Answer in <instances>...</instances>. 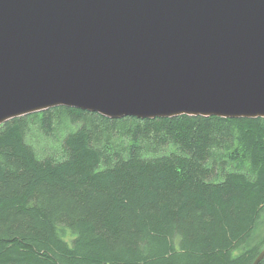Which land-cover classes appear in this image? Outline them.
Instances as JSON below:
<instances>
[{
	"label": "trees",
	"instance_id": "obj_1",
	"mask_svg": "<svg viewBox=\"0 0 264 264\" xmlns=\"http://www.w3.org/2000/svg\"><path fill=\"white\" fill-rule=\"evenodd\" d=\"M262 249L264 118L63 106L0 126V264H253Z\"/></svg>",
	"mask_w": 264,
	"mask_h": 264
},
{
	"label": "water",
	"instance_id": "obj_2",
	"mask_svg": "<svg viewBox=\"0 0 264 264\" xmlns=\"http://www.w3.org/2000/svg\"><path fill=\"white\" fill-rule=\"evenodd\" d=\"M63 106L264 118V0H0V126Z\"/></svg>",
	"mask_w": 264,
	"mask_h": 264
},
{
	"label": "rangeland",
	"instance_id": "obj_3",
	"mask_svg": "<svg viewBox=\"0 0 264 264\" xmlns=\"http://www.w3.org/2000/svg\"><path fill=\"white\" fill-rule=\"evenodd\" d=\"M47 111V110H46ZM35 113V112H34ZM29 115H31V114H28V115H23V116H21V117H19V118H23V117H27V116H29ZM190 117H200V116H194V115H189ZM201 117H205V116H201ZM216 118H219V117H216ZM17 119V118H16ZM223 119H226V118H223ZM12 120H15V119H12ZM12 120H10V121H12ZM9 121V122H10ZM264 252V249H262L261 250V252H260V254L258 255V256H260L262 253ZM258 256L256 257V259L258 258ZM256 259L254 260V262L256 261ZM253 262V263H254ZM262 263V262H261ZM260 263V264H261Z\"/></svg>",
	"mask_w": 264,
	"mask_h": 264
}]
</instances>
